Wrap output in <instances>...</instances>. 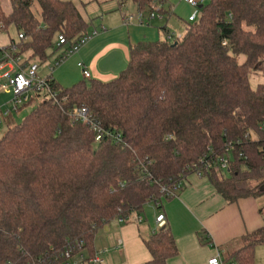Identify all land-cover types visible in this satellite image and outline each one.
<instances>
[{
  "label": "trees",
  "instance_id": "16d2710c",
  "mask_svg": "<svg viewBox=\"0 0 264 264\" xmlns=\"http://www.w3.org/2000/svg\"><path fill=\"white\" fill-rule=\"evenodd\" d=\"M115 1L148 16L157 0ZM199 13L180 38L131 46L111 81L62 87L46 77L54 98L35 94L24 105L32 110L0 138V264H64L66 251L88 264L99 229L162 208L178 192L170 198L161 188L200 159L227 160L205 176L228 203L264 197V85L253 89L248 79L264 73V0H209ZM10 26L23 38L0 57L13 45L43 63L59 36L73 44L89 24L71 1L0 0V32ZM82 106L108 137L95 142L90 125L73 120ZM258 212L264 222V207ZM143 243L150 260L141 264L178 254L167 227ZM261 245L264 224L223 263L254 264Z\"/></svg>",
  "mask_w": 264,
  "mask_h": 264
},
{
  "label": "crops",
  "instance_id": "0c3cea01",
  "mask_svg": "<svg viewBox=\"0 0 264 264\" xmlns=\"http://www.w3.org/2000/svg\"><path fill=\"white\" fill-rule=\"evenodd\" d=\"M66 1L74 3L83 19L92 26L88 34L96 32L76 54H73L71 67L80 69L78 64L81 63L90 74L89 80L101 82L111 81L125 70L131 46L140 42L162 41L170 34L174 36L173 33H169L167 22H173L179 31L184 32L187 23H183L175 12L177 13L180 8L191 7L182 0H157L153 4L154 13L161 10L164 14L158 13L160 16L158 20L153 18L147 24H140L136 17H133L135 12L138 13L134 4L131 10L122 11V5L114 9L113 4L105 3L110 0H98L96 3L98 5L101 3L102 6L90 11L92 18L98 20L94 25L81 13L76 0ZM174 6L177 7L175 12L172 11ZM126 16L133 19L127 21ZM156 20L159 23L154 22ZM162 20H165V24H161ZM69 68V64L66 63L59 71ZM53 80L58 82L56 79ZM261 199L246 198L228 203L214 190L206 176L196 177L193 174L187 176L186 183L178 195L164 202L163 212L155 215V218L159 214L164 216L163 227L170 230L178 251L177 256L169 259L167 264H207V260L215 255H219L223 262L225 255L235 252L242 246V238L246 234L264 224L258 212L260 207H264ZM155 218L154 224L157 226ZM116 227L118 246L113 245L116 241L114 237L111 238L112 241L100 244L95 236L94 248L101 256L103 264L148 262L150 255L143 240L148 239L153 232L140 230L133 222ZM105 230L108 231L109 227L106 226ZM260 247L255 248V258Z\"/></svg>",
  "mask_w": 264,
  "mask_h": 264
},
{
  "label": "built area",
  "instance_id": "2783aa9c",
  "mask_svg": "<svg viewBox=\"0 0 264 264\" xmlns=\"http://www.w3.org/2000/svg\"><path fill=\"white\" fill-rule=\"evenodd\" d=\"M183 2L190 5L192 8H199V4L202 1L197 0H182ZM147 16V15H146ZM142 13H137L136 20L140 24H147L149 20L156 18L155 13H150L147 17ZM133 19L131 16H126L125 20L130 21ZM96 34L95 31H92L90 34H86L78 39L77 42L73 44H69L67 40L63 36H59L57 38V46L58 47H67L64 56L61 58L59 62H56L58 65L61 61H63L67 56L76 54L82 46H84L89 39ZM19 39H22V35L18 36ZM171 38V35L167 36V40ZM222 45H225L223 43ZM18 52L17 48L11 45L9 48L3 51L2 56L0 57V69L7 68L8 71L0 76L1 79L5 80V84L3 85V90L8 92L11 95L10 100V108L6 110L2 117H7L11 113L19 114L20 109L27 104L30 99L37 93L44 92L48 94L51 98H54V94L50 92L46 78H39L37 76L38 65L34 62H29L27 59H23L22 56L16 55ZM78 67L82 71V76L84 79L89 80L90 74L81 63L78 64ZM50 76L53 72L51 68L49 70ZM71 117L74 121H79L83 124H88L92 128L95 133V142H99L102 138L108 137L109 133H106L101 128H99L95 123L92 122L90 115L85 107L76 108L71 114ZM120 137L117 136V141ZM221 169H225L227 167V160L219 159L216 162L210 161L205 162L203 159H200L198 163L192 164L188 170H190L191 174L196 177H204L206 172L211 168L215 167V165ZM187 177L178 178L172 185L171 188L162 187L160 193L166 197H175V194L181 190L185 183ZM156 204H152L153 208H156ZM127 219H119L118 223L122 224ZM142 218L138 217L137 222H142ZM164 216L159 214L155 218V223L157 224V229L162 228L164 226ZM65 258L64 264H85V258L83 255L71 256L69 251H66L63 254ZM103 260L101 256L95 254V256L89 260L88 264H102ZM207 264H223L219 255H215L207 260Z\"/></svg>",
  "mask_w": 264,
  "mask_h": 264
},
{
  "label": "rangeland",
  "instance_id": "374dc122",
  "mask_svg": "<svg viewBox=\"0 0 264 264\" xmlns=\"http://www.w3.org/2000/svg\"><path fill=\"white\" fill-rule=\"evenodd\" d=\"M197 1H202L201 4H199V6H204L208 3L209 0H197ZM76 2L78 3V6L80 8L81 13L86 18L90 19L91 23L96 25L95 22H97L98 20L96 18H92L93 16H91L90 11L93 10L94 8L102 6V4L100 3L98 5V3H96V2L90 3V2H87V0H76ZM105 3L113 4V6L115 7L114 9L119 8L118 7L119 4H117V2L115 0H112V1L110 0V1H107ZM132 6H133V4L131 2H126L124 5L121 6L122 7L121 10L122 11H129V10H131ZM3 7H4V11L6 13H8L9 12V6H8V3L6 1L3 2ZM176 8H175V6H174V8L172 7V11L175 12ZM177 13H179L180 15ZM177 13L175 12L176 16L178 18H180L183 23H190V24L197 22L199 19V16H200L199 8H197V9H193L191 7L180 8V9H178ZM155 15L157 16L156 18L158 20V18H160L159 14L155 13ZM136 16H137V13L135 12V16H133V17L135 18ZM157 20L154 22L159 23V21H157ZM160 22H162L161 24H165V20H162ZM166 27H167L168 31H170L169 33L174 34V36H172L169 39L170 41H173L175 38H180V35H183V33H184L183 31H179L176 28V26H174L173 22H171V21L166 23ZM91 28H92V26L89 24L88 31H90ZM161 37L162 38L164 37V33L161 34ZM18 40L19 39H18V35H17L15 28L10 26L7 31L0 32V49H3L5 47H7L8 45H10L11 41L17 42ZM65 49H66L65 47H55V46L53 48L48 49L46 52L48 58L43 63H40L38 60L33 59L32 62H34L38 65L37 76L39 78L48 77L50 75L49 70L52 68L53 72L51 74V78L56 79L58 81L57 83L63 87H69L75 83H78L79 81L88 82L89 80L83 78L81 71H80L81 69H76L75 67H71L73 55L67 56L63 61H61L58 65H56L57 56H59V55L64 56ZM22 58L27 59V56L23 54ZM244 60H245V57L242 55L238 56V58H237V61L239 64H242L244 62ZM66 63L69 64L70 68L68 70H65V71H63V70L59 71L60 67L62 68L63 65ZM7 71H8L7 68L0 69V76ZM58 76L61 77L62 79L58 78ZM248 79H249V84L253 89H255L259 85H264V73L253 71L249 74ZM4 84H5V80L0 78V138L5 134V132L8 130L9 127L16 125V124H20L22 122V120L24 119V117L33 108L32 105L31 106H23L20 109L19 114L11 113L7 117L3 118L2 114L10 108V100L12 98L8 92L3 90L2 87ZM45 94L46 93L41 92V94L37 100L42 101ZM177 195H178V193H177ZM260 202L264 203V197H262ZM158 212H163L162 208L155 209L151 206H144V208L141 212H139L138 214H136V213L132 214L125 221L126 222H133L134 224L139 226L140 230H144L147 232H153L154 230H157V226H155V224H154V218ZM138 217H141L143 219V221L138 223L137 222ZM126 222H124V224ZM124 224L123 223L120 224V223H118V220H114L113 222H111L107 225L109 227L108 231H106L105 228L99 229L96 233L97 242H99L100 244H103V243L105 244L106 242L112 241L111 238L113 239V237H114V241L115 240L116 241L113 243V245L118 246V243H119L118 238H117L118 231H117L116 226L117 225H124ZM260 248L261 249H258L259 251H257L256 258L254 260V264H264V245H261ZM256 259H257V261H256Z\"/></svg>",
  "mask_w": 264,
  "mask_h": 264
}]
</instances>
